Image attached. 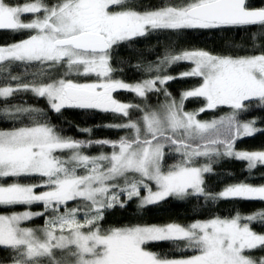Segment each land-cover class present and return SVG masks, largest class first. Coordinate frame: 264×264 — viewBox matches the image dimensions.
Returning a JSON list of instances; mask_svg holds the SVG:
<instances>
[{"label":"snow or ice","instance_id":"6c2138e0","mask_svg":"<svg viewBox=\"0 0 264 264\" xmlns=\"http://www.w3.org/2000/svg\"><path fill=\"white\" fill-rule=\"evenodd\" d=\"M0 30L23 38L0 46V264H264V209L211 214L187 224H132L105 228V214L133 200L143 211L165 202L196 199L264 202V184L246 181L210 191L206 177L226 160L251 176L264 168V149L237 143L264 134V0H0ZM244 31L251 54L204 49L167 52L134 83L114 77L111 60L122 45L158 32ZM191 65L178 75L166 66ZM35 69L25 77L13 69ZM141 69L140 64L135 65ZM122 70V69H121ZM83 78V79H81ZM198 84L176 97L175 79ZM125 91L134 100H118ZM20 93L46 107L12 103ZM156 98V103L151 101ZM161 97L163 98L161 100ZM200 103L188 111L186 102ZM226 107L211 120L202 113ZM67 109L98 110L120 118L104 127L118 139H75L52 122ZM91 134V128H78ZM107 147L91 155L88 149ZM171 160V163L169 161ZM35 182H22L32 180ZM39 210L33 211V206ZM23 206V211H16ZM42 218L39 227L28 226ZM168 243L169 255L151 250Z\"/></svg>","mask_w":264,"mask_h":264},{"label":"trees","instance_id":"16d2710c","mask_svg":"<svg viewBox=\"0 0 264 264\" xmlns=\"http://www.w3.org/2000/svg\"><path fill=\"white\" fill-rule=\"evenodd\" d=\"M143 6H156L161 0H137ZM259 3V0H256ZM23 35H16L7 30H0V46L10 44L23 38ZM250 33L244 31H186L182 33L158 32L152 36L133 42L131 45H122L114 50L112 56V66L117 69L114 77L122 79L129 83H134L141 79L147 78L150 73L144 71L149 64L155 65L164 57L167 52H176L184 49H204L216 54L245 55L251 54L252 42L249 39ZM140 64L141 69H136L135 65ZM190 64L186 62L177 63L165 67L168 74L178 75L189 70ZM122 69V70H121ZM35 69H25L23 66L14 68V74L24 75L26 78ZM82 79V78H81ZM197 78L175 79L169 83L168 87L172 94L179 97L182 90L190 89L198 84ZM114 96L124 102L134 100V95L125 91H117ZM163 98L161 97V100ZM153 104L156 98L153 97ZM12 103H24L25 105H35L41 108L46 107L43 99H38L30 93H20L12 100ZM200 107V103L189 101L185 104V109L191 111ZM229 110L226 107L219 108L215 111L202 113L198 118L202 120H211L221 115H225ZM258 118L264 126V111L254 110L247 114L244 119ZM52 122L62 129L63 134L75 139H118L124 135V131L104 127L106 124L119 123L120 118L111 113H103L98 110H78L67 109L59 118L52 116ZM11 122L0 119V129L8 128ZM78 128H91V134L82 133ZM236 147L241 150H260L264 149V134H256L252 138H246L238 142ZM89 154L95 155L100 151L108 152L109 148L94 146L87 150ZM171 163V160L169 161ZM246 181L252 184H264V168L257 169L253 175L245 171V164L235 160H226L215 166V175L206 177V185L210 191L219 192L226 185ZM22 182H35L24 180ZM258 209H264V202L260 201H243V200H221L209 204H201L196 199L177 200L169 198L156 206L149 207L143 211L137 209V201L133 200L123 209L117 207L105 214L102 224L105 228L122 227L132 224H164L167 222H178L187 224L193 219H203L211 214L229 216L239 211L241 214H248ZM16 211H23V206H18ZM33 211L39 210V206H33ZM42 218L35 219L28 226H42ZM258 232L264 231V227L253 225ZM152 251L167 253L169 255H180L174 252L171 246L166 243H156L151 246ZM255 255H264V252L257 251ZM7 253L0 251V257H6Z\"/></svg>","mask_w":264,"mask_h":264},{"label":"rangeland","instance_id":"374dc122","mask_svg":"<svg viewBox=\"0 0 264 264\" xmlns=\"http://www.w3.org/2000/svg\"><path fill=\"white\" fill-rule=\"evenodd\" d=\"M166 67H168V66H166ZM83 79V78H82Z\"/></svg>","mask_w":264,"mask_h":264}]
</instances>
